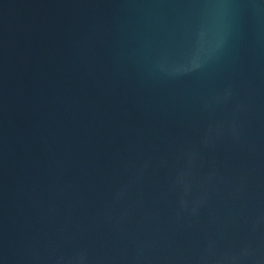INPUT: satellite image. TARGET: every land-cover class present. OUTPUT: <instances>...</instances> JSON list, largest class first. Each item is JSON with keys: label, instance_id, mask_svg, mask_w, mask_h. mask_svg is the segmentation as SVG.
Wrapping results in <instances>:
<instances>
[{"label": "water", "instance_id": "obj_1", "mask_svg": "<svg viewBox=\"0 0 264 264\" xmlns=\"http://www.w3.org/2000/svg\"><path fill=\"white\" fill-rule=\"evenodd\" d=\"M262 217L264 0H0V264H254Z\"/></svg>", "mask_w": 264, "mask_h": 264}, {"label": "clouds", "instance_id": "obj_2", "mask_svg": "<svg viewBox=\"0 0 264 264\" xmlns=\"http://www.w3.org/2000/svg\"><path fill=\"white\" fill-rule=\"evenodd\" d=\"M224 41L221 40L217 44V49L223 46ZM207 63V59L202 57V54L198 51L195 52L189 62V65L182 69H176L173 73V76H183L188 75L192 72H197L201 70L205 64ZM232 96L231 89H226L222 96L216 98V102L220 103L228 100ZM207 107V106H206ZM239 109H237L238 111ZM229 131L233 137V139L239 138V128L235 124L229 128ZM223 133L222 126L212 125L209 127L207 133L203 136L201 143L207 147L214 142V137H218ZM182 156L185 160V167L179 170L176 174L173 187L179 189V208L181 212H189L192 216H197L199 214L200 206L204 203L206 197L204 195L198 196L194 199H191L193 185H192V168L199 158V154L196 151H188L182 153ZM147 167V164L144 165ZM126 191L125 188H121L117 192V198L124 195ZM191 203V207L189 208V204ZM264 220V217L261 218ZM259 223V222H258ZM256 225L253 226V230H255ZM250 245L245 246L240 249L239 253H225L222 256H216L214 254L215 249V241H210L205 249L204 255L200 258L199 264H245L246 259L251 255ZM55 264H92L89 256L86 251L80 250L75 252L70 256L60 255L55 257ZM254 264H264V255H262L258 260L254 261Z\"/></svg>", "mask_w": 264, "mask_h": 264}]
</instances>
